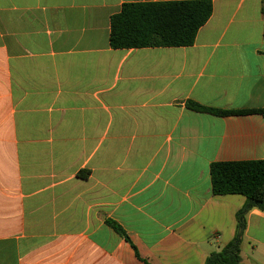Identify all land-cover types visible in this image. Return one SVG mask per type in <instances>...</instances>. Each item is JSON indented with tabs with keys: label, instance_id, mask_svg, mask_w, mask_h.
Segmentation results:
<instances>
[{
	"label": "crops",
	"instance_id": "0c3cea01",
	"mask_svg": "<svg viewBox=\"0 0 264 264\" xmlns=\"http://www.w3.org/2000/svg\"><path fill=\"white\" fill-rule=\"evenodd\" d=\"M0 0V264H205L246 198L211 165L264 161V0H209L193 46L113 49L127 3ZM241 264H264V212ZM118 225L128 239L117 233Z\"/></svg>",
	"mask_w": 264,
	"mask_h": 264
},
{
	"label": "trees",
	"instance_id": "16d2710c",
	"mask_svg": "<svg viewBox=\"0 0 264 264\" xmlns=\"http://www.w3.org/2000/svg\"><path fill=\"white\" fill-rule=\"evenodd\" d=\"M212 14L213 4L209 0L127 3L111 18L110 45L117 50L190 47ZM187 108L214 116L264 115V108L249 112L222 111L192 101L187 103ZM210 171L214 195H241L246 202L236 214L233 241L211 254L205 264H241L240 246L247 226V214L253 210L264 212V161L214 163ZM109 225L128 239L114 222L109 221Z\"/></svg>",
	"mask_w": 264,
	"mask_h": 264
}]
</instances>
